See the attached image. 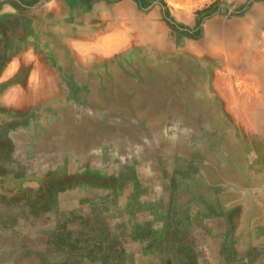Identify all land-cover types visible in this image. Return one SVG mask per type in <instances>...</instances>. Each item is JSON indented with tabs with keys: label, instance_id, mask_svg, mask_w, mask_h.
Wrapping results in <instances>:
<instances>
[{
	"label": "rangeland",
	"instance_id": "rangeland-1",
	"mask_svg": "<svg viewBox=\"0 0 264 264\" xmlns=\"http://www.w3.org/2000/svg\"><path fill=\"white\" fill-rule=\"evenodd\" d=\"M27 1L0 0V264H264V0Z\"/></svg>",
	"mask_w": 264,
	"mask_h": 264
},
{
	"label": "crops",
	"instance_id": "crops-1",
	"mask_svg": "<svg viewBox=\"0 0 264 264\" xmlns=\"http://www.w3.org/2000/svg\"><path fill=\"white\" fill-rule=\"evenodd\" d=\"M99 1H102V2H101V3L103 4L102 6L108 8V7L111 6V5H109L107 2L112 3L114 0H99ZM115 1H116V0H115ZM127 1H128V0H122L123 3H122L121 5H122V7H123L124 9H125V8H130V3L127 2ZM93 2L96 3V2H98V1L93 0V1H89L88 3L91 4V3H93ZM94 3H93V4H94ZM118 6H120V5H115V7L112 6V7H109V8H116V7H118ZM132 8H133V7H132ZM123 13H124V14H127V11H124V10H123ZM123 13H121V14H123Z\"/></svg>",
	"mask_w": 264,
	"mask_h": 264
},
{
	"label": "trees",
	"instance_id": "trees-1",
	"mask_svg": "<svg viewBox=\"0 0 264 264\" xmlns=\"http://www.w3.org/2000/svg\"><path fill=\"white\" fill-rule=\"evenodd\" d=\"M84 1H86V2L88 1V2H89V1H93V0H84ZM141 1H142V0H140V2H141ZM25 2L27 3L28 1L25 0ZM29 2H30V1H29ZM29 2H28V3H29ZM31 2H32V1H31ZM13 3H14V5H15L17 8H19L20 5H19L17 2H13Z\"/></svg>",
	"mask_w": 264,
	"mask_h": 264
},
{
	"label": "bare ground",
	"instance_id": "bare-ground-1",
	"mask_svg": "<svg viewBox=\"0 0 264 264\" xmlns=\"http://www.w3.org/2000/svg\"><path fill=\"white\" fill-rule=\"evenodd\" d=\"M166 43V42H165ZM170 56V55H169ZM152 69V68H151ZM137 71V70H136ZM261 75V74H260ZM263 76V75H262ZM264 77V76H263ZM140 196V195H139Z\"/></svg>",
	"mask_w": 264,
	"mask_h": 264
}]
</instances>
